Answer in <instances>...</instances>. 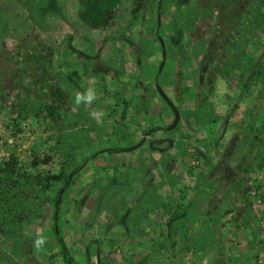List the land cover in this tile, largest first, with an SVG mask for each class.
I'll list each match as a JSON object with an SVG mask.
<instances>
[{"label":"rangeland","instance_id":"obj_1","mask_svg":"<svg viewBox=\"0 0 264 264\" xmlns=\"http://www.w3.org/2000/svg\"><path fill=\"white\" fill-rule=\"evenodd\" d=\"M11 157L0 264H264V0H0Z\"/></svg>","mask_w":264,"mask_h":264},{"label":"trees","instance_id":"obj_2","mask_svg":"<svg viewBox=\"0 0 264 264\" xmlns=\"http://www.w3.org/2000/svg\"><path fill=\"white\" fill-rule=\"evenodd\" d=\"M150 146H151L152 149H156V150H159V151L162 150L163 151L166 148V146H168V143H167V140H165V139H159V140H155L154 142H152L150 144ZM15 164H16V158L15 157H11L7 162H5L4 166H0V172L5 171V170H7V171H13ZM58 199H59V196H58ZM58 199L56 201V207L58 206V203H59V200ZM53 217H54L53 231L56 234L57 241L62 246L63 252H65V246L63 245L62 238L59 236V230H58V227L56 225L57 208L55 210V213H54V216ZM64 260H65L64 264H68L69 259H68V257H67L66 254L64 255Z\"/></svg>","mask_w":264,"mask_h":264},{"label":"water","instance_id":"obj_3","mask_svg":"<svg viewBox=\"0 0 264 264\" xmlns=\"http://www.w3.org/2000/svg\"><path fill=\"white\" fill-rule=\"evenodd\" d=\"M162 54L163 56L165 55V51H164V47L162 49ZM163 65V62L161 63V67ZM156 89L158 91V94L161 96V98L170 106V108H172L173 110V114H174V118L172 123L167 127L168 130L174 128L176 126V124L178 123L179 120V112L177 110V108L174 106V104L172 103V101L170 100V98L166 95V93L162 90V88L156 84ZM142 141L138 142L136 145H134L133 147H128L125 148L124 151H130L132 149H135L137 146L141 145Z\"/></svg>","mask_w":264,"mask_h":264}]
</instances>
